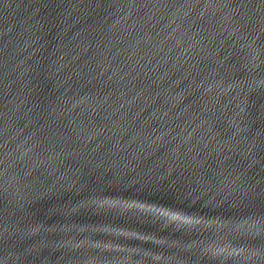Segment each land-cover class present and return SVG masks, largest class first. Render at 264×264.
Here are the masks:
<instances>
[{"label":"snow or ice","instance_id":"obj_1","mask_svg":"<svg viewBox=\"0 0 264 264\" xmlns=\"http://www.w3.org/2000/svg\"><path fill=\"white\" fill-rule=\"evenodd\" d=\"M159 203V202H158ZM162 209H150L149 211L156 212L161 215H173L174 210H180L181 206L172 204L170 201H165ZM179 218V217H176Z\"/></svg>","mask_w":264,"mask_h":264},{"label":"clouds","instance_id":"obj_2","mask_svg":"<svg viewBox=\"0 0 264 264\" xmlns=\"http://www.w3.org/2000/svg\"><path fill=\"white\" fill-rule=\"evenodd\" d=\"M184 210H174V212H173V216H175V215H177V214H180L181 212H183ZM189 215H191L192 213L191 212H189L188 213ZM209 243H211V241L209 242ZM220 259L222 260L223 259V257H220ZM218 264H219V261H218Z\"/></svg>","mask_w":264,"mask_h":264}]
</instances>
